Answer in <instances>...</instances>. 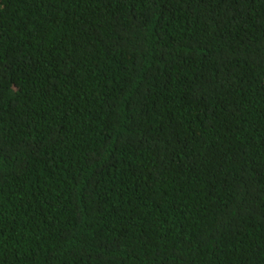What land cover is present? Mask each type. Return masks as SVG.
Segmentation results:
<instances>
[{"label": "trees", "instance_id": "obj_1", "mask_svg": "<svg viewBox=\"0 0 264 264\" xmlns=\"http://www.w3.org/2000/svg\"><path fill=\"white\" fill-rule=\"evenodd\" d=\"M0 264H264V0H0Z\"/></svg>", "mask_w": 264, "mask_h": 264}]
</instances>
